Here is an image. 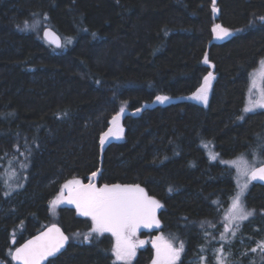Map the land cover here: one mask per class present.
I'll list each match as a JSON object with an SVG mask.
<instances>
[{
    "label": "trees",
    "instance_id": "trees-1",
    "mask_svg": "<svg viewBox=\"0 0 264 264\" xmlns=\"http://www.w3.org/2000/svg\"><path fill=\"white\" fill-rule=\"evenodd\" d=\"M216 25L234 35L218 39ZM47 27L61 49L43 39ZM263 57L264 0H0V264L52 224L71 243L48 264H122L113 238L74 208L60 206L52 221L64 185L88 181L101 163L99 185H139L162 203L161 231L185 243L179 264H191L221 239L236 192L221 161L264 157V111L244 113ZM211 72L208 103L190 100ZM121 108L124 141L101 145ZM246 202L264 217V186L253 184ZM153 258L148 246L131 264Z\"/></svg>",
    "mask_w": 264,
    "mask_h": 264
},
{
    "label": "snow or ice",
    "instance_id": "snow-or-ice-1",
    "mask_svg": "<svg viewBox=\"0 0 264 264\" xmlns=\"http://www.w3.org/2000/svg\"><path fill=\"white\" fill-rule=\"evenodd\" d=\"M213 31L216 32L218 39L231 35L227 29L222 28L220 25H216ZM44 35L57 47L61 46L60 37L51 30L46 31ZM204 62L208 63L207 56H205ZM212 78L211 73H209V76L205 78V85L194 94L196 99L207 103V91ZM257 79L264 81V61L261 62L260 72L253 75V87L256 86ZM168 99L169 97L166 96L156 97V100L162 103ZM256 107L264 108V88L260 89L258 100L253 102L250 98L249 105L245 107L244 112L253 111ZM123 112L124 109L121 108L120 113ZM119 118V115H117L113 118V121L115 122ZM110 132L113 135H118L122 132V129H117L114 132L110 130ZM107 135L109 133H105V136ZM104 142V139L101 138V145ZM205 146L207 147V145ZM261 149L264 150V142L261 143ZM217 156L218 154H213L212 159H216ZM231 163L236 167L238 176L245 178L243 183L239 179L237 180L239 191L233 197L231 209L227 214L228 222L236 224L238 227V221L246 220L253 215L252 211L246 209L243 197L249 183L255 180L264 181V166L257 167L250 164L245 159L244 154H241L237 160ZM260 163L264 165V161ZM21 166L23 167V165ZM96 175V173H93V178ZM64 189L68 192L67 197L65 198L63 192H61L57 200L52 202L53 205L66 199L67 203L75 204L82 215L91 217L94 223L93 232L99 235L108 232L115 236L116 243L112 251L117 261H127L135 255L137 243L132 238L141 226L159 225V221L156 219V210L161 205L159 201L149 197L139 185L104 184L98 188L94 183L84 184L79 179H73L64 185ZM225 231H228V229L226 228ZM232 235H235L234 231ZM87 238L86 236L85 239ZM225 238L222 234L221 239ZM157 239L160 240L161 238L158 237ZM67 240L68 237L56 225H53L47 232L41 233L22 247L17 248L12 254L13 259L18 261L19 264H43L45 259L53 256L63 248ZM143 243L144 241H139V244ZM261 247L264 248V244ZM156 248L157 259L154 264H175L180 252L183 250V244L181 243L179 248L173 247L171 243L157 244ZM219 251L222 252L223 249ZM218 264H223V261L218 259Z\"/></svg>",
    "mask_w": 264,
    "mask_h": 264
},
{
    "label": "rangeland",
    "instance_id": "rangeland-1",
    "mask_svg": "<svg viewBox=\"0 0 264 264\" xmlns=\"http://www.w3.org/2000/svg\"><path fill=\"white\" fill-rule=\"evenodd\" d=\"M42 29H44V28H42ZM230 33H231V36L234 35L233 31H230ZM262 61H264V57L261 59L258 66L256 67V72L254 74H257L260 72ZM253 75L251 77L250 89L248 92L245 107H247L249 105L250 98L253 102L260 98V89H261L260 80L257 79L256 86L253 87V83H252ZM215 79H216V77H215ZM215 79L213 82H215ZM213 82L207 91V103L210 100ZM168 100L164 101L163 103L160 101H157V103L164 105L165 103L168 102ZM196 100H197V102H199L202 105L207 104V103H204L202 100H198V99H196ZM245 107H244V109H245ZM258 110H264V108L256 107L253 111L244 112V113L250 114V113H254ZM127 113H128V111H124L122 114L119 113L118 115L120 118H119V120H117L115 122L112 119V121L110 122L109 128L102 135V138L105 141L103 144L104 146H107L112 142L124 141L125 134H126V128L123 124V118ZM117 129H122V132H120L118 135H113L110 132V130H112L114 132ZM105 133H109V135L105 136ZM202 145L204 147V150L206 151L208 160L211 163H216L217 161H219L218 156L216 159H212V155L217 153L216 150L214 151L215 148H214L213 143L204 142ZM205 145H207V147ZM244 156H245V159L250 164H254L257 167L259 165H261V163H260L261 161H264V157L262 156L261 150H258V151L256 150L254 152L248 153V155L244 154ZM238 157H240V155L237 157H234L232 159L221 161V163L224 164V166H227L233 170V175H234V179L236 182V192L234 193V195H232L230 197L228 207H227L225 214H224L225 223L223 225L224 226L223 235L226 238L225 239H219V240L214 241L212 243L210 242L209 246H207L208 247L207 251L201 250V251L197 252L195 257H193L190 260L191 264H218V259L222 260L223 264H235V263L236 264H238V263L239 264H242V263H244V264H264V248L261 247V245L264 244V217H260L259 215H256L252 210H250L247 207V202H246L247 195L249 194V191L252 188L253 182L248 184L247 190L244 193V197H243L246 209L249 211H252L253 215L249 216L246 220L238 221L237 222L239 225L238 227L236 224H230L227 220V214H228L229 210L231 209L232 199L237 194V192L239 191V188L237 186V180L239 179L240 182L243 183V181L245 179L244 177L238 176V171H237L236 167L231 163L232 161L237 160ZM79 180H81L84 184H87V181H84L82 179H79ZM102 186L103 185H98L97 187L99 188ZM144 191H145V189H144ZM62 192L64 194V197L66 198L68 195L67 190L63 188ZM145 193L148 195V193L146 191H145ZM149 197H151V196H149ZM151 198H153V197H151ZM153 199H155V198H153ZM55 200H57V199H55ZM155 200H157V199H155ZM157 201H159V200H157ZM159 203H160L161 207L156 210V219L159 221V225L157 226V225L153 224L151 227L141 226L137 230L136 235L132 238L133 241L135 243H137V247L135 249V255L132 256L129 260L117 261L115 254L112 251L114 246H115V243H116L115 236H113L111 233H108V232L103 234V235H110L113 238V246H112L111 251H112V254H113L115 261L117 263L131 264L132 260L137 257L138 253L140 251L146 249L148 246H150L151 243L154 244V247H156L157 244L163 245L164 243H171L173 245V247H175V248H179V245L182 243L183 244V250L180 252L179 258L176 260L175 264H179V262L183 259L185 251H186L185 243L180 241L176 236L166 235L161 231L162 225H161L159 215L163 209V205L160 201H159ZM60 206H68V207L74 208L79 217L89 219L92 221L90 216L82 215L80 213V211L76 208L75 204H69L66 202V199H65L61 202L56 203L55 205H53V203H52L51 213H52L53 223L55 222L54 220H56L57 211H58V208ZM92 223H93V221H92ZM93 225H94V223H93ZM226 228L228 229V231H225ZM233 231L235 232L234 236L232 235ZM86 236L88 237L87 239H85ZM158 237L161 239L158 240L157 239ZM75 239L77 241H89L90 235L76 236ZM139 241H144V243L139 244ZM220 249H223V251L222 252L219 251ZM153 251H154V258L150 264H154V261L157 259V248L153 249Z\"/></svg>",
    "mask_w": 264,
    "mask_h": 264
},
{
    "label": "water",
    "instance_id": "water-1",
    "mask_svg": "<svg viewBox=\"0 0 264 264\" xmlns=\"http://www.w3.org/2000/svg\"><path fill=\"white\" fill-rule=\"evenodd\" d=\"M215 2H217V0H215ZM215 14H216V16L219 15V9H218V7L215 8ZM49 30H51L53 33H55V35H57V36L60 37V40H61V46H60V47H57L55 44L51 43V42H50V39L44 35V33H45L46 31H49ZM42 37H43V39H44L49 45H51V46H53V47H55V48H57V49H61V48L63 47V45H64V41H63V38L61 37V35H60L57 31H55L53 28H51V27H47V28H45V29L43 30V32H42ZM211 75H212L213 78L210 80V86H211L212 82H213L214 79H215V74H214L213 72H211ZM208 76H209V75H208ZM204 85H205V83H204ZM204 85H203V86H204ZM210 86L208 87V89L210 88ZM189 99H190V100L196 99V98H195V95L189 97ZM104 150H105V147L103 146V147H102V153L104 152ZM259 166H264V165L261 164V165H259ZM259 166H258V167H259ZM102 170H103V164L101 163V165H100L98 171L95 172V173L97 174L96 177L93 178V176H91V177L88 179V181H89L88 183H90V182H91V183H94V184L96 185V187H97V186L99 185V183H98V182H99V176L101 175ZM252 182H253L254 185H261V186H264V181L255 180V181H252ZM53 225H56V226L60 229V231H61L65 236L68 237V240H67V242L64 244V247L61 248V249H60L57 253H55L53 256H49L47 259H45V260L43 261V264H48L50 261L55 260L56 258H58L60 255H62V254L68 249V247H69V245H70V243H71L70 236L65 232L64 228H63L62 226H60L59 224H52V225H49V226L46 227L45 229L41 230L40 232H38V233L34 234L33 236L29 237L28 239H26V240H25L21 245H19L17 248L22 247V246H23L24 244H26L29 240H31V239H33L34 237L40 235L41 233H43V232H47L48 229L51 228ZM151 245L154 247V244H153V243H151ZM160 245H161V244H160ZM17 248H15V249L13 250L12 254L15 252V250H16ZM154 248H156V247H154ZM12 254H11V259H12L13 263H14V264H19L18 261H16L15 259H13V255H12Z\"/></svg>",
    "mask_w": 264,
    "mask_h": 264
},
{
    "label": "flooded vegetation",
    "instance_id": "flooded-vegetation-1",
    "mask_svg": "<svg viewBox=\"0 0 264 264\" xmlns=\"http://www.w3.org/2000/svg\"><path fill=\"white\" fill-rule=\"evenodd\" d=\"M256 72V68L250 73V82H251V77L252 75ZM260 84H261V88H264V81H261L260 80ZM249 89H250V86H249ZM258 111H264V110H258ZM256 111V112H258ZM255 113V112H254ZM89 181H87V184H88ZM151 248L155 249L152 245H150Z\"/></svg>",
    "mask_w": 264,
    "mask_h": 264
},
{
    "label": "bare ground",
    "instance_id": "bare-ground-1",
    "mask_svg": "<svg viewBox=\"0 0 264 264\" xmlns=\"http://www.w3.org/2000/svg\"><path fill=\"white\" fill-rule=\"evenodd\" d=\"M260 138V137H259ZM259 141V140H258ZM260 142V141H259ZM260 144V143H259Z\"/></svg>",
    "mask_w": 264,
    "mask_h": 264
}]
</instances>
